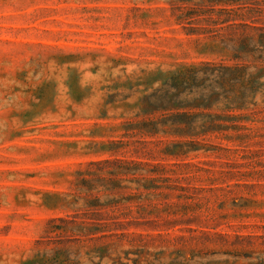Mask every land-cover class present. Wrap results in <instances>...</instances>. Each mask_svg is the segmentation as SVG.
Returning a JSON list of instances; mask_svg holds the SVG:
<instances>
[{
  "label": "rangeland",
  "instance_id": "374dc122",
  "mask_svg": "<svg viewBox=\"0 0 264 264\" xmlns=\"http://www.w3.org/2000/svg\"><path fill=\"white\" fill-rule=\"evenodd\" d=\"M247 2L0 0V264H264V78L190 31Z\"/></svg>",
  "mask_w": 264,
  "mask_h": 264
},
{
  "label": "trees",
  "instance_id": "16d2710c",
  "mask_svg": "<svg viewBox=\"0 0 264 264\" xmlns=\"http://www.w3.org/2000/svg\"><path fill=\"white\" fill-rule=\"evenodd\" d=\"M213 3H222L224 5H241L248 4L247 0H211ZM243 8V7H241ZM240 7L223 9L220 20H215L209 26L210 29H202L201 32L191 29L196 34H214L212 39L217 40L215 48L225 55L229 56V60L235 62L232 67L222 68L216 75L217 83L222 85L231 84V86H239L243 92L237 100H242L246 92H253L260 86L259 79L264 78L263 70L258 71L254 63L258 60H262L264 56V37L260 39H254L251 35L244 37L246 30H258L264 32V27H254L246 23H235L236 12L241 9ZM251 10V8H249ZM247 10V11H249ZM219 26V27H218ZM218 27V28H217ZM192 33V32H191ZM243 37V38H241ZM250 69L253 71L250 72ZM257 70V71H256ZM192 73L177 74L171 79L172 87L177 92L183 88L186 83L188 86H194ZM174 125H184L185 128L179 130L180 135H191L187 132L191 124L182 122L181 120L174 122Z\"/></svg>",
  "mask_w": 264,
  "mask_h": 264
}]
</instances>
